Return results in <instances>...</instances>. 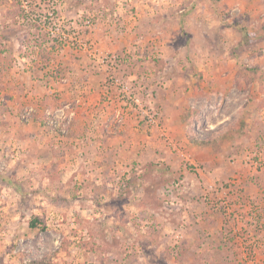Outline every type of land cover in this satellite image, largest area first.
<instances>
[{
    "label": "rangeland",
    "instance_id": "rangeland-1",
    "mask_svg": "<svg viewBox=\"0 0 264 264\" xmlns=\"http://www.w3.org/2000/svg\"><path fill=\"white\" fill-rule=\"evenodd\" d=\"M145 5L152 15L138 17ZM123 21L150 56L139 72L153 75L132 77L138 51L110 47ZM53 22L87 48L52 34ZM67 45L117 81L148 143L138 131L135 150L132 135L118 140L130 125L118 118L103 129L120 148L84 157L68 150L66 122L36 118V74L58 73L47 65ZM210 183L228 188L224 199H202ZM39 261L264 264V0H0V264Z\"/></svg>",
    "mask_w": 264,
    "mask_h": 264
},
{
    "label": "crops",
    "instance_id": "crops-1",
    "mask_svg": "<svg viewBox=\"0 0 264 264\" xmlns=\"http://www.w3.org/2000/svg\"><path fill=\"white\" fill-rule=\"evenodd\" d=\"M121 8V13H128L125 7L122 6ZM147 8L148 7L146 5L144 8H140L137 13L138 17L141 15H144V17H150L148 15H152V13L150 12V9ZM137 25V29H146V25H144V23L138 22ZM122 26H124L126 30L122 35L120 34L121 38L118 40V43L110 47L115 50L120 49L123 46L126 48L128 47V49L133 47V50L136 49L138 51L136 52V55L132 54L134 56L132 60H134L135 63L139 59L137 64L134 65V68H132V77H138V74H140V78L153 75L151 68H148V71L145 70L143 72H139L141 67H138V65L142 63L150 65L148 61L150 56L148 53L146 56L144 55L146 47L143 41L140 39L138 40L137 38L134 40L135 43L129 41L135 37L132 36L135 32H132L131 28H129L130 26L133 27V25H126V22L123 21L120 27ZM88 35V37L92 40H98L100 44H104L103 40L108 37L103 36L102 34H99L98 36L95 32H91ZM64 48L66 50V54L61 55L57 60L55 58L52 59L47 65L50 68L54 65L59 70L58 73L55 72L52 76L48 75L47 78L41 81L37 78V76L39 77V72L36 74L34 84H32V86H37L36 89L31 90V93L33 94L32 98L36 101V118H40L42 120L45 112H52L56 121L54 120L51 122H66L63 131L67 138L66 141H68V144L70 143L68 150L76 154L78 153L80 156L84 157H93L95 152L96 154H101L103 151L108 152L107 150H109V153L111 154L115 147L120 148V143L117 146H114V144H111L108 140L109 131H105L103 129V122H130V125L126 124V126H120L121 128L118 126V130L120 129L119 133L121 132L124 136H119L120 138L117 139H120V141L129 140V137H131L130 135H132L130 138L132 143L129 147L133 150L136 148L135 145L138 137V135L136 136L137 131L141 134L140 138L145 139L141 143H148L149 140H147V138L149 139V136L142 135L143 129H141L139 127V123H137L143 122V119H138L135 115V111L130 109V101L121 94L122 89L119 87L120 85L116 83L117 81L115 79L105 81L108 71L104 69V66L100 65L96 58L87 55V53L82 50L75 49L69 45ZM48 67H45L43 71L46 72V68ZM122 77H124L123 74ZM161 89L157 88L156 91L159 92L160 102L164 100V94L160 91ZM46 103L50 104L51 107H46ZM57 103H60L59 106ZM176 103V116H174L175 118L173 119H176V122H178L180 119L181 106L179 105V100ZM118 118L121 120L119 121ZM166 120V126H169L172 124L171 122H174L170 119ZM36 122L42 121L36 120ZM127 127L130 129L129 132L124 130ZM98 137L102 138V140L100 138L102 142L99 141ZM95 139L99 141L100 146L93 145L96 144ZM104 142H106V144ZM138 142L139 139L137 143ZM136 146H138V144ZM72 150H76V152ZM106 171L107 169H105V172ZM87 174L90 175L88 172ZM193 183L197 185L198 182L193 180ZM184 187H186V185H184L183 188ZM221 225V222H217L215 226L212 225L211 227H207L208 233L211 236L216 237L218 234L217 229L219 227L221 228Z\"/></svg>",
    "mask_w": 264,
    "mask_h": 264
},
{
    "label": "built area",
    "instance_id": "built-area-1",
    "mask_svg": "<svg viewBox=\"0 0 264 264\" xmlns=\"http://www.w3.org/2000/svg\"><path fill=\"white\" fill-rule=\"evenodd\" d=\"M48 15H49V20L50 19H52L53 18V12L52 11H50V12H48ZM53 24L55 25L54 27H53V29L51 30V33L52 34H54V33H57L58 31H60L61 30V26L60 25H62V24H55V22H53ZM63 26V28L64 29H66V31L67 32H69L70 31V29H71V26H65L64 24L62 25ZM71 34H65L64 32H63V30H61V34H60V37L61 38H63V39H65L66 40V38H67V36L69 37V39H72L78 46H79V48H82L83 50H85L86 48H87V44H88V42H86V40H83V39H81L80 37H78L76 34L75 35H73V36H70ZM110 56H111V58H110ZM100 59H101V63L103 64V63H107V62H109V61H111V62H113L114 61V59H115V56L114 55H108V54H105V55H101L100 56ZM137 99V98H136ZM136 99H134V101L136 100ZM156 114V112H152L151 114H148L146 117L148 118V120L147 121H154V119H153V116ZM214 193H217L218 195H217V197H218V199H224L225 198V196L227 195V193H228V188H226V187H221V186H219V188H217V185L215 184V183H210V184H208L207 185V190L205 191V193H204V195H203V197H202V199L203 200H211V199H213V198H211V195L213 196V195H215ZM221 203L222 204H224V205H226V200L224 201V200H222L221 201Z\"/></svg>",
    "mask_w": 264,
    "mask_h": 264
},
{
    "label": "trees",
    "instance_id": "trees-1",
    "mask_svg": "<svg viewBox=\"0 0 264 264\" xmlns=\"http://www.w3.org/2000/svg\"><path fill=\"white\" fill-rule=\"evenodd\" d=\"M261 29H263V28H260V29H257V30H254L255 32H257V31H260ZM254 32V33H255ZM245 33V36H249L250 34L249 33H247V32H244ZM254 70V69H253ZM43 124L45 123V124H47V122H42ZM198 138V137H197ZM208 139V138H207ZM211 139V138H210ZM206 142V141H205ZM251 223V222H250ZM37 226V219L36 218H33V219H31L30 220V222H29V227L30 228H34V227H36ZM41 229H43V226L41 227ZM39 263L40 264H42V261H39Z\"/></svg>",
    "mask_w": 264,
    "mask_h": 264
}]
</instances>
